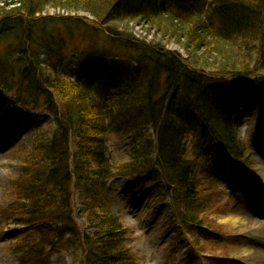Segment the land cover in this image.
I'll return each mask as SVG.
<instances>
[{
    "label": "trees",
    "instance_id": "obj_1",
    "mask_svg": "<svg viewBox=\"0 0 264 264\" xmlns=\"http://www.w3.org/2000/svg\"><path fill=\"white\" fill-rule=\"evenodd\" d=\"M0 4V42L12 38L0 52V90L9 96L0 104V138L8 128L6 108L34 106L51 119L18 150L12 198L0 210L14 225L10 240H25L14 247L17 264H48L59 253L69 264H136L128 231L112 213L115 178L160 183L179 233L195 243L210 234L204 222L210 200L199 189L190 152L207 169L218 154L234 175L250 173L239 136L242 106L235 102H264V0ZM50 8L87 17L45 16ZM57 26L84 42L72 50L75 65H66V36L53 33ZM140 26L154 37L134 34ZM98 35L102 47L91 40ZM110 62L122 67L121 77L112 78ZM144 132L152 141L113 165L110 136Z\"/></svg>",
    "mask_w": 264,
    "mask_h": 264
},
{
    "label": "rangeland",
    "instance_id": "obj_2",
    "mask_svg": "<svg viewBox=\"0 0 264 264\" xmlns=\"http://www.w3.org/2000/svg\"><path fill=\"white\" fill-rule=\"evenodd\" d=\"M162 3L166 5L167 0H162ZM44 15L87 17L83 13H67L51 8ZM52 31L62 37L66 36L60 26ZM133 32L139 37H154L152 31L148 32L142 26ZM77 37L66 36L67 66L79 62L71 54L73 48L84 45ZM91 40L95 47L104 46L105 39L101 35L94 36ZM11 41V37L3 38L0 52ZM163 42L169 50L184 55V51L175 44L166 40ZM111 65L114 67L112 78L121 77L122 67H116V62H110L109 66ZM236 94L241 96L242 90H237ZM8 99L9 96L0 90V104ZM259 101V98L255 100L247 97L246 101L237 99L235 102H240L242 106L238 119L239 136L248 149L246 158L250 173L234 175L230 165L218 154L207 169L204 160L198 159L193 151L190 152V159L197 162L199 189L210 200V205L204 212V222L212 232L196 243L187 234L179 233L174 212L160 183H153L145 176L136 183L124 178L111 181L112 213L120 218L128 231L127 246L132 251L136 264H264V157L259 152V145L264 144V102ZM34 108L17 107L12 111L5 109L9 115L3 118L7 119L8 128L0 138V210L12 198L10 183L19 168L18 150L38 130L51 126L50 117ZM193 139H197V136ZM147 141H152L149 132L110 136L107 148L111 163L120 165L128 162L127 152ZM76 219L82 223L79 216ZM13 228V224L0 217V264H17L20 256L19 250L14 247L25 240H10L9 231ZM48 264H69V260L59 253Z\"/></svg>",
    "mask_w": 264,
    "mask_h": 264
},
{
    "label": "bare ground",
    "instance_id": "obj_3",
    "mask_svg": "<svg viewBox=\"0 0 264 264\" xmlns=\"http://www.w3.org/2000/svg\"><path fill=\"white\" fill-rule=\"evenodd\" d=\"M45 16H46V15H45ZM47 16H49V15H47ZM259 152H260V154L263 155V157H264V144H263V143L259 145Z\"/></svg>",
    "mask_w": 264,
    "mask_h": 264
}]
</instances>
